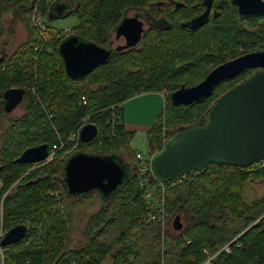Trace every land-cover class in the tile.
Wrapping results in <instances>:
<instances>
[{"label":"trees","instance_id":"trees-1","mask_svg":"<svg viewBox=\"0 0 264 264\" xmlns=\"http://www.w3.org/2000/svg\"><path fill=\"white\" fill-rule=\"evenodd\" d=\"M54 1L0 0V39L6 34L2 13L8 10L13 23L19 18L27 30L10 55L0 43V116L5 113L4 91H25L23 113L6 117L9 124L0 137V201L5 194L0 226L6 230L26 226L22 239L1 247L0 264H101L108 256L110 264H203L208 258L209 264H264V194L250 201L244 197L249 181H264V166L210 163L201 171L187 170L176 180L150 179L149 184L157 185L154 197L159 198L146 201L136 153L130 147L134 132L125 128L121 106L143 92H165L164 111L146 131L149 156L161 151L180 129L204 126L212 103L255 69L220 82L210 96L188 105L172 104L170 93L181 85L197 84L228 59L264 49V32H242L238 26L258 16L239 14L230 0L216 1V16L190 30L181 23L203 12L200 0H170L162 6L156 0H73L67 16L74 15L77 24L67 32L53 25L56 17L49 9ZM34 10L46 20L43 31L32 23ZM131 10L151 18L138 45L113 52L106 63L80 79L70 78L59 43L76 34L105 47ZM81 96L84 105L79 103ZM85 123L95 124L97 135L89 142L79 140L65 154L72 148L70 135ZM173 125L180 127L176 131L170 128ZM60 140L64 146L52 160L14 161L28 147L46 143L50 148ZM77 151L123 154L131 172L101 207L85 214L82 241L74 246V210L99 198L96 191L64 197L63 165ZM161 208L162 222L145 221L149 212L162 213ZM176 216L185 219L182 229L161 228ZM117 228L118 234L109 238Z\"/></svg>","mask_w":264,"mask_h":264},{"label":"water","instance_id":"water-1","mask_svg":"<svg viewBox=\"0 0 264 264\" xmlns=\"http://www.w3.org/2000/svg\"><path fill=\"white\" fill-rule=\"evenodd\" d=\"M240 14L264 12V0H231ZM212 0H204V10L181 26L194 30L209 19ZM66 4L54 1L50 11L55 17L63 15ZM217 11L213 12L216 16ZM126 15V14H125ZM141 14L124 16L113 30L107 46L83 40L71 34L58 45L66 74L80 79L95 67L106 63L113 52L135 48L146 28ZM247 69H258L248 78L222 94L210 107L204 126L180 129L161 151L150 156V171L159 182L176 180L187 170H203L210 163L248 167L264 160V49L251 51L229 59L212 68L192 86L181 85L170 93L172 104L188 105L210 96L220 82ZM22 88H9L2 97L3 111L12 112L24 99ZM93 123H85L79 137L89 142L97 135ZM48 156V145L41 143L26 148L14 161L35 164ZM2 166L0 165V170ZM130 166L117 154L99 155L82 151L71 153L64 162L61 182L66 197L82 196L91 191L99 195L87 205L85 214L93 213L123 184L130 175ZM176 216L173 228L182 229ZM26 226L9 228L0 240L5 246L22 239Z\"/></svg>","mask_w":264,"mask_h":264},{"label":"rangeland","instance_id":"rangeland-1","mask_svg":"<svg viewBox=\"0 0 264 264\" xmlns=\"http://www.w3.org/2000/svg\"><path fill=\"white\" fill-rule=\"evenodd\" d=\"M50 1V0H48ZM70 1V0H65ZM188 2L193 3L195 0H189ZM236 7V6H235ZM237 9V8H236ZM71 10V9H70ZM129 15L132 14V11L128 13ZM13 13L11 10H8L6 12L2 13V22L6 29V34L0 39V43H4L5 51L10 55L14 50L15 46L18 45L20 42V39L23 37V34L25 33L26 26L23 22L20 21V19H16V22L13 23L14 16H12ZM42 20H45L44 17H41ZM31 20L33 23V12L31 16ZM46 21V20H45ZM46 23V22H45ZM77 24V18L74 15H68L66 17H63L61 19L55 18L53 20V25L60 28V29H67V32L71 30V28ZM238 26L242 32H253L258 31L260 35L264 32V15H260L258 17L251 18L249 20H243L240 24L238 23ZM10 29H12L10 31ZM10 35V41L7 39V36ZM22 40V39H21ZM229 60V59H228ZM189 86V85H185ZM221 96V95H220ZM219 96V97H220ZM218 97V98H219ZM217 98V99H218ZM165 99H167V96L165 95V92H146L137 96H134L124 103H122V113L124 111V120L127 124H130L129 128L132 127H149L155 120L156 117L163 113L164 106L166 104ZM216 99V100H217ZM215 100V101H216ZM214 101V102H215ZM213 102V103H214ZM212 103V104H213ZM211 107V106H210ZM23 113V101L10 113L6 114L3 113V116H0V137L3 133V130L8 126L9 122L6 117H17ZM182 127H187L186 125H181ZM180 125H173V130H178ZM134 136L131 140L130 147L135 153H140L141 155L145 156L146 159L150 158L148 151V144L146 139V132L143 130H134ZM62 141V140H61ZM1 144V141H0ZM76 148V147H75ZM72 149L68 150L65 154L69 153ZM73 151V150H72ZM121 157H125L123 154H120ZM128 161V158L125 159ZM132 163V162H131ZM138 170L137 173L139 181L142 179L140 178L143 174L141 171H139L140 168V162L138 161ZM147 165V164H146ZM150 174V172L146 173L145 175ZM140 184V183H139ZM0 186H2V181H0ZM146 190L149 192V196L146 197L144 194V198L146 201H151L153 203L158 201V196L156 195L154 197V193L157 190V185L154 184H147L145 185ZM264 194V181L261 180H253L249 181L247 185L245 186V193L244 197L246 200L250 201L253 199L259 198L261 195ZM5 194H3L1 200L3 199ZM66 199H70L69 197L64 196ZM96 201V200H95ZM1 202V201H0ZM93 203V202H92ZM158 205V204H157ZM3 206V205H2ZM161 206V203L159 204ZM86 205L83 207H78L73 212V223H72V230H71V238L73 245H80L82 238H81V229L83 228V221L85 220V209ZM161 208V212H162ZM163 217H165L164 212L162 213H152L149 212L145 218L146 222H154V221H160L163 220ZM182 224V227H184L185 219L181 217V220H179ZM161 228L164 230H170V231H176L173 228V219L170 220L167 224L162 223ZM0 230H5L2 226H0ZM178 231V230H177ZM119 232V229H114L110 231L109 238L115 237ZM227 245H225L223 248L226 249ZM227 250V249H226ZM111 263V257L108 256L101 264H110Z\"/></svg>","mask_w":264,"mask_h":264},{"label":"built area","instance_id":"built-area-1","mask_svg":"<svg viewBox=\"0 0 264 264\" xmlns=\"http://www.w3.org/2000/svg\"><path fill=\"white\" fill-rule=\"evenodd\" d=\"M41 15L39 13H37L35 10L33 12V24L35 25V27L39 30V31H43L45 29V23L44 21L41 19ZM80 104L84 105L86 103V99L84 96H81L80 98ZM81 128H79L77 131L73 132L70 137H69V140H71L73 142L72 144V150L75 149V147H77L78 145V142L80 140V137H79V131H80ZM64 146V143L63 141H59L57 143H54L52 144V146L50 148H48V156L45 160L41 161L42 163H45L49 160H52L53 158H55L56 156V153L62 149V147ZM70 150V149H69ZM71 150V151H72ZM70 151V152H71ZM67 152V151H66ZM145 156L141 155L140 153H136V158L138 159V161L140 162V168H139V171H141L143 174H140L141 175V181L139 182L140 185L142 186H145L147 184L148 186V181L150 179H154L151 171H150V166H149V159H146L144 158ZM148 160V161H147ZM41 162H38V163H41ZM36 164V163H35ZM147 164V165H146ZM264 166V160L262 161H259V162H256L248 167H251V168H258V167H262ZM150 172V174H147L145 175L146 173ZM174 183V182H173ZM162 183H160L161 185ZM145 195L146 197L149 196V192L146 190L145 192ZM2 212H3V209H2V200L0 202V215H2ZM7 230H0V240L1 238L4 236L5 232ZM1 245H0V254H1V257H2V249H1ZM226 249L228 250V248L226 247ZM206 251V250H205ZM203 264H209V258L207 260H205V262Z\"/></svg>","mask_w":264,"mask_h":264},{"label":"crops","instance_id":"crops-1","mask_svg":"<svg viewBox=\"0 0 264 264\" xmlns=\"http://www.w3.org/2000/svg\"><path fill=\"white\" fill-rule=\"evenodd\" d=\"M61 2H63L64 4H66V6L67 7H65V9H64V13H63V15H61V16H59V17H56L57 19H61V18H63V17H66L67 16V14L70 12V9H72L71 7H73V0H70V1H65V0H60ZM76 25V24H75ZM74 25V26H75ZM73 26V27H74ZM64 31H67V29H63ZM26 36H27V31H25V33L23 34V37L20 39V43L21 42H23L24 40H25V38H26ZM7 39L10 41V36H7ZM16 47V46H15ZM13 51V50H12ZM7 52V51H6ZM143 93H146V92H143ZM143 93H140V94H143ZM140 94H137V95H140ZM137 95H135V96H137ZM134 97V96H133ZM132 98V97H131ZM130 99V98H129ZM128 100V99H127ZM126 100V101H127ZM122 110H123V108H122ZM122 116H123V121H124V125H125V128L126 129H128V130H130V131H133V132H135L134 130H137V129H139V130H143V131H147L148 129H149V127L151 126H149V127H147V128H145V127H132V128H129V126H130V124H127L126 122H125V120H124V111H123V113H122ZM156 119H157V117H156ZM155 122V121H154ZM153 122V123H154ZM130 145H131V143H130ZM145 158V160H146V157H144ZM138 160V159H137Z\"/></svg>","mask_w":264,"mask_h":264},{"label":"flooded vegetation","instance_id":"flooded-vegetation-1","mask_svg":"<svg viewBox=\"0 0 264 264\" xmlns=\"http://www.w3.org/2000/svg\"><path fill=\"white\" fill-rule=\"evenodd\" d=\"M216 1H220V2H226V0H212V3H211V8H210V13H209V17L211 16V15H213V12L215 11V8H214V5H215V3H216ZM200 2L202 3V4H204V0H200ZM230 2H231V0H230ZM155 3L156 4H158L159 6H162V5H166L167 3H170V0H156L155 1ZM236 6V5H235ZM236 8H237V6H236ZM132 11V10H131ZM237 11H238V9H237ZM130 11H128L127 13H126V15L125 16H127V15H129L128 13H129ZM137 12H135V11H132V14L131 15H134V14H136ZM140 14V13H139ZM240 14V13H239ZM130 15V16H131ZM241 15H244V16H247V15H257V16H260V15H264V12H260V13H250V14H241ZM140 16V15H139ZM124 18V17H123ZM143 22H144V26H145V28H147L148 27V21L151 19V18H146V16L144 15V14H142L141 13V16L139 17ZM255 70H258V69H255ZM89 205V204H88Z\"/></svg>","mask_w":264,"mask_h":264}]
</instances>
